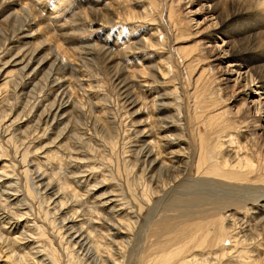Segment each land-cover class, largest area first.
Masks as SVG:
<instances>
[{"label":"rangeland","instance_id":"obj_1","mask_svg":"<svg viewBox=\"0 0 264 264\" xmlns=\"http://www.w3.org/2000/svg\"><path fill=\"white\" fill-rule=\"evenodd\" d=\"M187 2L0 0V264H264V105Z\"/></svg>","mask_w":264,"mask_h":264},{"label":"bare ground","instance_id":"obj_2","mask_svg":"<svg viewBox=\"0 0 264 264\" xmlns=\"http://www.w3.org/2000/svg\"><path fill=\"white\" fill-rule=\"evenodd\" d=\"M187 3H189V4L190 3L197 4L198 8L200 10H203L204 7L207 8L206 12L204 14L209 16L208 18L212 19L211 22L208 24V26L205 28V30H203L204 32L199 34V36H196L195 34L192 36V39L195 40L196 42H201L202 41V43H200L199 45L202 44V50L204 52L208 53L212 57L215 56V60L214 59H213L214 61L212 60L213 64H214V67H212V68H215V67L220 68V71L222 72V74L226 75V77H224L225 85H226L227 81H232L231 80V75H233L232 73L237 75L235 77V80H237L239 78V79H241V81L242 80L245 81V84L248 85V88L243 90V91H241V92H239L238 93L239 97L236 96L237 99L233 100V103L235 104V106L239 108L240 106H238V104H240L241 106L242 105L244 106V105H246L248 103V104H254L256 106V108L259 109L258 108L259 104L262 103L264 105V77L258 76V73L261 72L262 68L264 67V50H262V49H264V47L263 48L254 47V44H255V41L257 42V41H259L261 39H264V0H188ZM190 11L191 10H189L188 12L190 13ZM246 11H248V12H246ZM145 16H146V14H145ZM208 18H206V19H208ZM192 19H194V18H192ZM204 19H205V17L203 18V20ZM151 36H152V39H153V35H151ZM218 41L221 42V43L218 44ZM155 43H157V41H155ZM152 44H154V42H152ZM152 44L150 43L149 45H151V47H152ZM182 49L184 50V48H182ZM104 52H106V50H104ZM107 54L110 57V54L109 53H107ZM50 55H52V54H50ZM166 56H168V55H166ZM197 57H198V55H197ZM166 58L168 59V57H166ZM169 59H170V57H169ZM55 60H58L57 57H54L53 61H55ZM59 60H60V58H59ZM224 61H227V63L230 62V65H232V66L228 67V66H230L229 64L224 65L223 64ZM159 70H161L162 72L164 71L163 73L169 72L168 69L162 68V66H160V65H159ZM234 82L237 83V81H234ZM250 83H252V85H250ZM245 88H246V86H245ZM259 129H260V126H259ZM256 133L258 134L259 137L260 136L262 137V135L260 134L262 132H257L256 131ZM164 136H166V135H164ZM160 138H162V137H160ZM224 142L223 141H218V143L215 145V148L217 149V151L218 152L220 151V152L218 153L219 155L217 157V161H216V164L214 166L215 167L214 169H216V170L218 169L217 172H219V174L224 175L221 172V170H222L221 167L224 168L225 165H229V168L233 169L234 174L236 172H240L239 170H245V169L254 167L251 164V163H253L252 160L250 158H248L246 155H244L245 153H243L241 151L242 148H240L239 151L237 152V154H235L236 155L235 157H232V154H230L232 151H229V149L226 150V152L229 151V153L227 154L228 156H226V155L224 156L223 154H220L222 152V149H223L222 147L224 146ZM228 144L230 146L234 145V140L231 139V141H229ZM185 146L186 145H184V147ZM185 149H187V148H185ZM226 152L224 151L225 154H226ZM156 153H158V152H156ZM169 153H171V152H169ZM160 155L162 156V154H158L157 156H155V159L156 158L158 159V156H160ZM155 159H153V160L155 161ZM150 161H152V160H150ZM156 164L159 165V166L156 167V168H158V170L160 169L159 167H161V169L164 168L163 170L165 171V174H166V175L165 174L164 175L166 176V178L169 177L168 179H173V183H174V180H176V177H178L177 176L178 173L176 172L177 175H175V174L174 175H169L168 172H167L168 170L174 171L175 169L173 170V166L171 167V165L168 162H166L164 159H162V158L160 160L156 161ZM178 167H180V166H178ZM201 167H202V165H201ZM199 169H200V167H199ZM176 170H177V168H176ZM172 173H174V172H172ZM179 174H181V173H179ZM214 174L217 175V173H214ZM226 175H228V174H226ZM158 179L161 180V178H158ZM190 180H192V179H190ZM208 180H210V179L206 178V181H208ZM215 181L213 179L212 182H215ZM178 182H179V180H178ZM176 183H177V181H176ZM192 183H194V182L192 181ZM219 183L217 181V184H219ZM233 185H232V187H233ZM61 187H62V185H61ZM224 187L225 186H222V188L226 190V188H228L229 186L226 187V188H224ZM231 189H234V188H231ZM235 189L237 190V192L235 191V193H238L239 192L238 189L237 188H235ZM195 194H193V195H195ZM220 194L221 193L219 192V195ZM223 195L221 194V197ZM227 195H229V194H227ZM227 195H226V197L220 198L218 200V202H220L221 199H223V200L225 199V203H226L229 200H232L233 198H236V197H231V195L227 197ZM258 198H260V197H258ZM216 199H218V198H216ZM223 200H222V202H224ZM233 200H232V202H234ZM98 241L99 240H97V242ZM97 242L95 243V245L97 244ZM80 244L83 247L84 241H83V244L82 243H80ZM99 244H97V246H99ZM94 249H96V248H94ZM102 250H104V249H102ZM91 252H90V254H91ZM40 264H42V263H40Z\"/></svg>","mask_w":264,"mask_h":264}]
</instances>
